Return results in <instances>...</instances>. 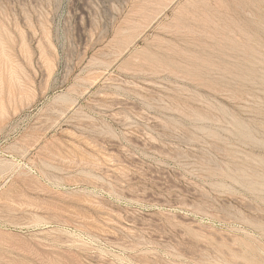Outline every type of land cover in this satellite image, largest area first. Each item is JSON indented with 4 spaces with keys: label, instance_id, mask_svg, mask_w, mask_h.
I'll list each match as a JSON object with an SVG mask.
<instances>
[{
    "label": "rangeland",
    "instance_id": "1",
    "mask_svg": "<svg viewBox=\"0 0 264 264\" xmlns=\"http://www.w3.org/2000/svg\"><path fill=\"white\" fill-rule=\"evenodd\" d=\"M0 264H264V0H0Z\"/></svg>",
    "mask_w": 264,
    "mask_h": 264
}]
</instances>
